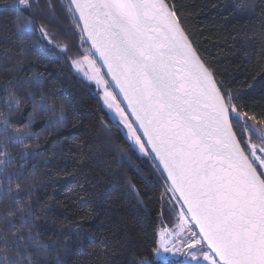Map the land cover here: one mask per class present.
<instances>
[{"label":"snow or ice","instance_id":"6c2138e0","mask_svg":"<svg viewBox=\"0 0 264 264\" xmlns=\"http://www.w3.org/2000/svg\"><path fill=\"white\" fill-rule=\"evenodd\" d=\"M46 3L50 18H57V5L53 0ZM58 3L82 49L73 66L91 67L89 79L127 129L130 147L157 162L176 202L172 207L178 206L176 224L164 231L155 256L166 259L163 252L178 241L187 249L184 264H264V127L258 126L264 121L255 122L254 116L239 110L237 97L201 59L175 4ZM19 5L33 8V0H19ZM18 24L22 34L36 30L30 18ZM39 32L50 44L55 40L46 25L41 24ZM55 46L68 51L65 43ZM40 81L37 74L27 82L13 77L0 83V104L7 109L0 111V264H42L36 257L48 250L38 239L43 217L34 211L35 189L41 182L23 178L33 155L23 143L29 138L24 131L28 125L8 132L13 110L32 104L31 123L36 109L44 107L47 95L39 93L37 98L33 91ZM13 145L23 146L18 155L25 163L18 168L11 167ZM56 264L63 262L57 259Z\"/></svg>","mask_w":264,"mask_h":264},{"label":"trees","instance_id":"16d2710c","mask_svg":"<svg viewBox=\"0 0 264 264\" xmlns=\"http://www.w3.org/2000/svg\"><path fill=\"white\" fill-rule=\"evenodd\" d=\"M53 3L57 18H50L46 0H39V9L35 0L33 8L19 5V0H0V83L13 77L27 82L39 74L41 81L33 91L37 98L39 93L48 97L31 123L33 105L23 104L22 111H12L8 127L11 135L28 125L24 131L29 138L23 143L33 155L25 163L18 155L23 146H11V167L25 163L23 178L41 182L35 189L34 211L43 217L38 239L48 250L36 260L139 264L148 259L150 264H181L153 257L158 229L174 224L166 180L154 159L130 147L94 86L72 68L81 49L79 38L58 0ZM169 3L175 4L201 59L237 97L239 110L254 116L255 122L264 121V0ZM29 18L36 30L22 34L18 21ZM41 24L55 33L53 43L40 34ZM57 43L67 44L68 51L62 52ZM0 111H7L3 104Z\"/></svg>","mask_w":264,"mask_h":264},{"label":"rangeland","instance_id":"374dc122","mask_svg":"<svg viewBox=\"0 0 264 264\" xmlns=\"http://www.w3.org/2000/svg\"><path fill=\"white\" fill-rule=\"evenodd\" d=\"M83 47H87V45H84ZM81 48V47H80ZM82 50V49H80ZM72 68L74 69V71L80 76L82 77L84 80H86L87 82H89L90 84H92L94 86V88L96 89V91L99 94V99L104 107V109L106 110L108 116L110 117V119H112L114 122H116L124 137L127 139V129L124 128L123 124L120 122L119 117L116 115V113L112 110H110L104 103V99H103V91L101 89H99L95 83L94 80H90L89 76H91L93 74V70L91 69V67L87 64L83 65L81 68H77L74 67L72 62H71ZM107 79V78H106ZM128 140V139H127ZM130 142V144L132 145V141L128 140ZM133 149L137 152L138 155L142 156V157H146L144 156L142 153L139 152V150L137 148H135V146H132ZM171 204L170 206H172L173 204H175V200L171 199ZM176 211H178V206L175 209V216H174V224L172 225V227H164V228H159L158 232H157V244L156 247L159 245V242L161 240L162 235L164 234L165 230H172L176 224ZM170 247V251L168 252H163V249H161V251L163 252V255L166 257V259H160L159 257L155 256V253L153 252V257L155 260H161V261H165V262H169V261H179L181 264H184L185 262V255L184 253L187 251L186 248H183L180 246L179 242H176L175 247H173L171 244L169 245ZM145 260V259H144ZM148 260V259H146ZM149 261V260H148ZM150 264V261H149Z\"/></svg>","mask_w":264,"mask_h":264},{"label":"water","instance_id":"95a60500","mask_svg":"<svg viewBox=\"0 0 264 264\" xmlns=\"http://www.w3.org/2000/svg\"><path fill=\"white\" fill-rule=\"evenodd\" d=\"M89 46V45H88ZM107 78V77H106ZM157 163V162H156Z\"/></svg>","mask_w":264,"mask_h":264}]
</instances>
